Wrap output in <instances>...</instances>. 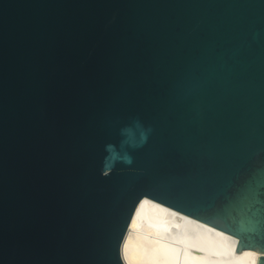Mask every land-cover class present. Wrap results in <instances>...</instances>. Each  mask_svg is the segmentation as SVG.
I'll return each mask as SVG.
<instances>
[{
    "label": "water",
    "instance_id": "1",
    "mask_svg": "<svg viewBox=\"0 0 264 264\" xmlns=\"http://www.w3.org/2000/svg\"><path fill=\"white\" fill-rule=\"evenodd\" d=\"M145 196L264 264V0H0V264H126Z\"/></svg>",
    "mask_w": 264,
    "mask_h": 264
},
{
    "label": "bare ground",
    "instance_id": "2",
    "mask_svg": "<svg viewBox=\"0 0 264 264\" xmlns=\"http://www.w3.org/2000/svg\"><path fill=\"white\" fill-rule=\"evenodd\" d=\"M236 242L234 236L145 196L122 242V249L128 244L127 259L121 251L126 264H256L259 252L235 251Z\"/></svg>",
    "mask_w": 264,
    "mask_h": 264
},
{
    "label": "snow or ice",
    "instance_id": "3",
    "mask_svg": "<svg viewBox=\"0 0 264 264\" xmlns=\"http://www.w3.org/2000/svg\"><path fill=\"white\" fill-rule=\"evenodd\" d=\"M145 203H147V201H145ZM137 214H138V213H137ZM132 226H133V227H137L135 220L132 221ZM122 251H123V254H124V258L127 259V251H128V244H127V243H125V244L123 245V249H122Z\"/></svg>",
    "mask_w": 264,
    "mask_h": 264
}]
</instances>
